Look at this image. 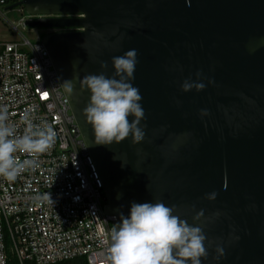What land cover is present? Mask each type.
<instances>
[{
    "label": "water",
    "instance_id": "obj_1",
    "mask_svg": "<svg viewBox=\"0 0 264 264\" xmlns=\"http://www.w3.org/2000/svg\"><path fill=\"white\" fill-rule=\"evenodd\" d=\"M16 6L30 16L25 26L58 29L40 40L95 161L113 227L133 201L161 200L190 224L195 211L219 212L204 232L224 255L214 262L210 248L202 264H264V0H19L6 8ZM130 49L145 140L94 145L79 78L111 75V57ZM198 71L204 89L181 91ZM64 80H73V94Z\"/></svg>",
    "mask_w": 264,
    "mask_h": 264
},
{
    "label": "built area",
    "instance_id": "obj_2",
    "mask_svg": "<svg viewBox=\"0 0 264 264\" xmlns=\"http://www.w3.org/2000/svg\"><path fill=\"white\" fill-rule=\"evenodd\" d=\"M17 1L0 0V17ZM28 17L11 24L12 31L25 27ZM40 38L0 37V110L6 109V122L18 135L26 118L56 132L45 152L15 154L21 161L33 159L34 167L13 181L0 177V264H7L8 249L19 264L79 257L85 264H105L115 217L104 213L100 174ZM49 194L51 202L45 198Z\"/></svg>",
    "mask_w": 264,
    "mask_h": 264
},
{
    "label": "clouds",
    "instance_id": "obj_3",
    "mask_svg": "<svg viewBox=\"0 0 264 264\" xmlns=\"http://www.w3.org/2000/svg\"><path fill=\"white\" fill-rule=\"evenodd\" d=\"M110 63L111 75L101 71L79 78V89L88 93L84 119L92 129L94 145L110 146L129 137L132 145L139 144L145 140V126L141 123L145 112L139 90L132 84L137 64L136 50L112 56ZM99 64L101 69L108 66L105 61ZM73 80L62 82L68 95L74 92ZM212 83L209 79L208 84ZM180 87L183 92L203 90L205 84L201 73H196L195 81L185 79ZM200 114L205 116L208 112L201 110ZM6 121V109L0 110V177L13 181L21 171L35 165L33 159L21 161L15 154L45 152L52 146L56 132L49 125H33L26 118V128L18 135L15 125ZM121 166H124L122 161ZM216 195L213 191L205 198L213 201ZM45 198L52 201L50 194ZM220 215L215 212L205 216L203 210L195 211L190 224L177 213L175 206H168L161 200L130 202L127 214L121 213L119 222L111 229L105 264H202V260L208 257V249L213 247L215 255L212 260L218 262L224 249L220 241L210 242L204 229Z\"/></svg>",
    "mask_w": 264,
    "mask_h": 264
},
{
    "label": "rangeland",
    "instance_id": "obj_4",
    "mask_svg": "<svg viewBox=\"0 0 264 264\" xmlns=\"http://www.w3.org/2000/svg\"><path fill=\"white\" fill-rule=\"evenodd\" d=\"M1 14L4 15V17H0V37L4 39L14 40L24 36L34 41L47 31L46 28L22 27V25H19V32H13L11 24H17L22 18L28 16L22 6H16L11 9H2Z\"/></svg>",
    "mask_w": 264,
    "mask_h": 264
},
{
    "label": "trees",
    "instance_id": "obj_5",
    "mask_svg": "<svg viewBox=\"0 0 264 264\" xmlns=\"http://www.w3.org/2000/svg\"><path fill=\"white\" fill-rule=\"evenodd\" d=\"M7 253H8L7 264H19L17 257L13 255L9 249ZM25 264H35V263L28 261V262H25ZM54 264H85V261L83 258L79 257V258H73V259L66 260V261H61V262L54 263Z\"/></svg>",
    "mask_w": 264,
    "mask_h": 264
},
{
    "label": "flooded vegetation",
    "instance_id": "obj_6",
    "mask_svg": "<svg viewBox=\"0 0 264 264\" xmlns=\"http://www.w3.org/2000/svg\"><path fill=\"white\" fill-rule=\"evenodd\" d=\"M56 30H58V29H47V31L45 33L50 32V31H56ZM45 33H43V34H45Z\"/></svg>",
    "mask_w": 264,
    "mask_h": 264
}]
</instances>
